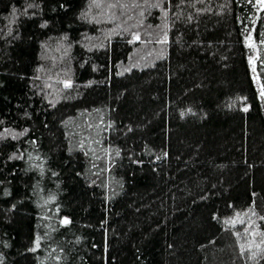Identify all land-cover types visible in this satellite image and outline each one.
<instances>
[{
  "label": "trees",
  "instance_id": "trees-1",
  "mask_svg": "<svg viewBox=\"0 0 264 264\" xmlns=\"http://www.w3.org/2000/svg\"><path fill=\"white\" fill-rule=\"evenodd\" d=\"M262 93L264 0H0V264H264Z\"/></svg>",
  "mask_w": 264,
  "mask_h": 264
},
{
  "label": "snow or ice",
  "instance_id": "snow-or-ice-1",
  "mask_svg": "<svg viewBox=\"0 0 264 264\" xmlns=\"http://www.w3.org/2000/svg\"><path fill=\"white\" fill-rule=\"evenodd\" d=\"M67 86V85H66ZM262 95H264V93H262ZM246 110V109H245Z\"/></svg>",
  "mask_w": 264,
  "mask_h": 264
}]
</instances>
